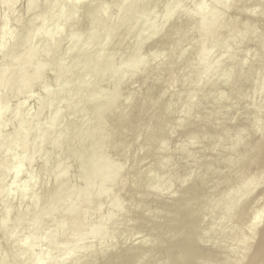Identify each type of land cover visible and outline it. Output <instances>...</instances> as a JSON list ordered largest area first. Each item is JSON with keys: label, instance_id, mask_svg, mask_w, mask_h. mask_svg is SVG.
<instances>
[{"label": "rangeland", "instance_id": "rangeland-1", "mask_svg": "<svg viewBox=\"0 0 264 264\" xmlns=\"http://www.w3.org/2000/svg\"><path fill=\"white\" fill-rule=\"evenodd\" d=\"M86 1L78 9L72 37L56 58L64 56L65 48L73 52L86 44L91 4H102L111 20L121 5L120 0ZM209 3L148 0L137 16L138 31L131 22L112 35L110 55L124 56L110 74L132 73L118 85L91 74L80 87L86 90L96 80V92L102 95L81 97L75 116L67 109L73 85L68 79L55 84L54 68L27 95H5L8 105L0 119V139L14 132L11 117L18 103L22 114L32 118L38 101H44L30 134L31 142L40 141V152L20 164L22 175L10 195L0 200V220L4 211L8 214L6 231L21 212L29 211L13 234L21 245L32 232V217L39 218L25 259L35 257L38 264H249L264 227V147L257 148L261 152L254 149L264 142V0ZM200 5L206 11L197 17L194 12ZM42 8L39 4L38 10ZM15 9L22 23L30 18L24 0ZM6 13L0 5V23ZM166 15L169 20L159 27ZM214 17L218 22L201 37L200 24ZM99 29L97 24L94 30ZM137 33L141 39L152 33L154 37L136 50ZM44 41L42 34L31 45ZM85 64L83 57L69 53L63 68L79 70ZM115 94L116 100L106 106ZM52 109L66 125L50 127ZM97 118L100 123L95 125ZM50 129L49 137L42 138ZM58 137L66 144L54 151L51 146ZM20 153L19 148L0 151V163ZM63 157L67 176L54 182L51 174ZM112 164L117 170L104 179ZM8 180L0 188L6 189ZM82 183L85 193L70 187L64 196L69 186ZM100 185L105 191L98 195ZM40 191L43 197L35 204L33 195ZM91 206L97 210L83 227L78 220ZM68 208L74 213L63 211ZM257 213L258 227L250 230ZM1 232L2 264H17L21 256L7 254Z\"/></svg>", "mask_w": 264, "mask_h": 264}, {"label": "bare ground", "instance_id": "bare-ground-1", "mask_svg": "<svg viewBox=\"0 0 264 264\" xmlns=\"http://www.w3.org/2000/svg\"><path fill=\"white\" fill-rule=\"evenodd\" d=\"M19 1L20 0H0V5L4 6L7 12L6 15L1 19L0 23V119L2 114L4 113L5 108L8 105V100H4L7 99L5 95H12L14 97L23 96L25 94L27 95V92H29V90L32 89L34 85L42 83V76L49 68H54L57 71L54 75L55 84H59L61 81L68 79L73 85L70 98H67V109L70 112L71 116H75L77 114L78 107L81 102V97H92L91 95H93L94 93L98 96L102 95L101 92H96V88L99 84V82L96 80L92 81L86 90H83L80 87V84L91 77V74L98 73L95 76L101 75L102 79L106 81L113 80L116 85H118L123 81L126 73H132L131 70H128L126 68V66H123V71H128H124L117 77H113L110 74L109 71L117 66L116 64L120 63L119 60L121 59V56H124L123 54L119 59H113L112 55H110L109 51L112 49H110V47H112V35L117 31L125 30L126 27L131 24V22L135 24V31H138V27H140L141 22L140 20H137V16L145 11V4H147L148 0H120L121 5L116 9V18H114V20L109 19L107 8H105L98 1L91 4L89 11L90 25L88 26L86 31H84V41H86V44L82 45L73 52H70V50L65 48L64 56L62 58H56V55L60 50L59 48L63 43L66 42L67 39L72 37L75 25L78 22L79 18L78 9L80 8V6L85 5L87 1L24 0V12L30 14V18L24 23H22V18L15 9ZM208 1L210 2V5L216 2V0ZM39 4L43 5V8L40 10H38ZM203 6L204 5L197 6L194 15L196 14L197 17L200 14L202 15V12L206 11L205 7ZM168 20L169 15H166L163 20H161V22H159L157 25H159V27H162ZM217 22V18L214 17L211 18L210 22L206 25L200 24V36H204L205 30L212 27ZM97 24L100 25V29L98 30V32H95L94 28ZM11 25L13 27H10ZM51 26L54 27L53 30L49 34H45L44 32L46 31V28ZM149 29L151 31L153 29V26L150 25ZM42 34H44L45 36V41L37 46H32L31 43L34 38ZM138 37L139 36L137 33L133 40L136 45V50L142 47L145 41L149 40L148 38L152 39L154 35L152 33L144 39ZM69 53L73 55L74 58L83 57L86 60L85 66L79 70H64L63 63ZM64 71H66L67 73ZM1 88H3V90ZM117 97L118 94H115L113 96V99L107 102L106 106L112 104L113 100H116ZM43 103L44 101L42 100L38 101V103L36 104L38 110L35 114L32 115V118L30 117V114H22V104L18 103L16 106L17 112L11 117V120L15 122L14 132L11 136H6L0 139V151L2 153L17 148L21 150L19 156L13 157L11 160L2 161L0 163V183L7 182V179L9 178L8 187L6 189L0 188V200H4V197L10 195V193L13 191L14 181L20 175H22L24 170L20 164L24 160H30L31 156L40 152V141L31 142L30 134L32 129L35 127V123L37 122L36 119L39 116L41 109L44 107ZM101 111V109L95 110V112ZM54 112L55 110L52 109L51 115L49 117L50 127H52L53 129L55 128V126L63 127L64 125H66L64 121L57 120V113ZM25 120H27L29 124L27 126H22V122ZM99 123L100 120L99 118H97L94 124L96 125ZM52 129L43 132L42 138L49 137ZM66 133L67 132H65V134ZM55 139L56 140L52 143L51 148L54 151H60L66 144L64 141V137H58ZM80 139L85 140V138L83 139V134H80ZM261 146L264 147V142L254 149L261 152V149H257ZM255 150H253L254 155L257 154V151L255 153ZM257 156L259 158L258 154ZM66 159L67 158L65 157L58 159L56 169H54L55 171L51 174V178L54 182H59L67 176L68 170ZM251 161L249 160L250 163ZM244 166L246 168V165ZM117 168L118 166H116L115 164L110 165V169L103 174L104 179L114 174ZM47 184L48 182L45 185ZM70 187H75L77 189V193L80 194L87 191V187L83 183L78 185L72 184L64 191L65 197H67L68 192L71 189ZM104 191L105 185H100L97 190V194L101 195L102 193H104ZM43 194L44 191H40V193L35 192L33 195V203L36 204L38 199L43 197ZM73 210L74 209L72 208H68L63 211L74 213ZM96 210L97 209H93V206H91L87 210V212L80 217V219L78 220L79 223L83 227H87L89 223L88 221H90L89 219H91L93 213L92 211ZM28 213L29 211L26 210L21 212L19 219L10 231H6V228L4 226L8 217L6 211L3 212L2 219L0 220V230L3 234V240L6 243L7 254L17 252L21 256L19 260H17V264H38L35 257H26L25 259L24 256L30 253V250L32 249L31 246L33 245L32 242L34 240V234L38 229L37 227L39 218L34 216L32 217L34 218L31 223L32 232L30 233L25 244L21 245L20 243H18L16 239H14L15 236L13 235L14 233H16L17 229H19L22 221ZM253 216L254 217L250 222V225H248L247 227L250 230H255L259 224V214L257 213ZM86 221L88 223H86ZM84 223L87 224V226H85ZM180 227L183 228L184 225ZM181 229H179V231H182ZM259 231L261 232L259 240H257L255 237L256 241L258 242L256 243L255 247L253 246L254 249L250 255L251 258L249 257L248 259L250 260V262L247 261L249 262V264H264V227ZM174 232L176 233V231ZM256 236L259 235L256 234ZM176 254L177 253H175V255ZM190 256L195 257L193 255ZM185 257L186 258L184 259H188L186 255ZM259 257H261L262 259L260 260ZM2 259L3 257H0V264H2Z\"/></svg>", "mask_w": 264, "mask_h": 264}]
</instances>
